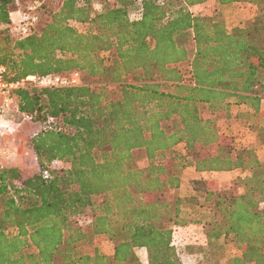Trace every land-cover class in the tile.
Returning a JSON list of instances; mask_svg holds the SVG:
<instances>
[{
    "label": "trees",
    "instance_id": "trees-1",
    "mask_svg": "<svg viewBox=\"0 0 264 264\" xmlns=\"http://www.w3.org/2000/svg\"><path fill=\"white\" fill-rule=\"evenodd\" d=\"M31 1L0 0V23ZM112 1L96 12L93 0L44 3L47 19L27 36L0 29L7 77L75 70L88 77L15 93L16 114L38 125L29 145L39 169L24 175L19 165H0V264H145L136 248L145 250L147 264H189L179 257L173 228L202 223L204 202L214 211L205 253L220 238L237 250L215 264H264V160L253 146L223 143L214 117L244 106L236 120L260 129L264 19L228 30L223 20L191 11L208 0H140L142 15L131 19L138 0ZM181 143L187 154L203 152L189 160L174 151ZM136 150L146 165H136ZM188 166L239 170L243 190L222 192L199 177L189 181L191 194L169 199L165 191L180 186ZM85 211L88 230L74 219ZM99 235L112 241L111 255L97 246L80 250Z\"/></svg>",
    "mask_w": 264,
    "mask_h": 264
},
{
    "label": "rangeland",
    "instance_id": "rangeland-1",
    "mask_svg": "<svg viewBox=\"0 0 264 264\" xmlns=\"http://www.w3.org/2000/svg\"><path fill=\"white\" fill-rule=\"evenodd\" d=\"M112 0H93V10L99 11L105 7V5L111 4ZM59 3L57 0L50 3V7H57ZM191 11L195 14L209 15L217 19L224 21L228 30H232L234 27L243 26L251 21L264 19V4L253 5L244 2L220 4L216 0L200 3L190 7ZM135 9L131 10L129 17H132V13ZM49 10L45 9L42 12L41 22L47 19ZM79 31H86L88 25L86 23L73 24ZM108 52H101L100 56L105 57ZM185 64L182 65L184 68ZM88 77L84 73L80 77V82L87 81ZM237 106V105H236ZM231 106V116L227 117L224 111L217 112L215 117L216 126L220 135L221 141H233L237 145L253 146L260 159L264 160V101L261 104V117L259 120L260 129H251L241 125L235 118V113L244 109V106ZM174 121H168V125H172ZM38 125L27 120L24 117H20L16 114V108L14 107L9 111L4 119L0 123V165H19L22 167L24 175H30L36 172L38 163L36 156L29 145L30 136L36 131ZM174 151L185 153V145L183 143L174 147ZM142 151H134V160L137 166H144L147 164V160ZM203 149L195 148L193 151L187 154V158L192 160L195 158L196 153H202ZM169 155L167 151L163 157L166 159ZM168 161V160H166ZM54 166L58 165V162L53 163ZM242 175L236 172L227 171H211L201 174H196L192 169H184L182 181L178 188L166 190L165 193L169 199L174 198L176 195H187L192 193L190 179L193 177H201L206 181V184L212 188L222 192L237 193L243 190L242 184L238 181V177ZM185 207V213L188 211ZM200 209V217L202 223L193 224L188 229H175L174 241L176 242V248L180 259L185 263H193L199 259L205 257L215 264L217 259L222 260L228 256L237 253L233 243L225 238L217 240V245L209 247V250L205 253L204 247L206 243L205 238V225L214 217V211L211 209L208 203L202 205ZM75 221L85 230L89 229L90 214L85 211L74 217ZM97 246L102 252L111 255L113 251V243L103 235L96 236L92 242H83L79 248L81 251H92L93 247ZM136 256L147 264L146 252L143 248L135 249Z\"/></svg>",
    "mask_w": 264,
    "mask_h": 264
},
{
    "label": "built area",
    "instance_id": "built-area-1",
    "mask_svg": "<svg viewBox=\"0 0 264 264\" xmlns=\"http://www.w3.org/2000/svg\"><path fill=\"white\" fill-rule=\"evenodd\" d=\"M53 0H33L28 3L25 8L19 11L16 18L10 17V22L7 24L0 23V29L8 28L9 33L14 38H23L27 36L32 28L36 26L42 17L43 4L52 2ZM160 2L161 0H157ZM142 15V6L140 0L138 5L132 13L131 19H139ZM72 24H78L80 22L71 21ZM81 72L78 70L61 74V73H49L37 78L34 75H28L26 77H7V68L5 65L0 64V123L4 119V116L11 111L14 107L17 109V103L15 100V93L20 88H26L28 86H65L80 83Z\"/></svg>",
    "mask_w": 264,
    "mask_h": 264
},
{
    "label": "crops",
    "instance_id": "crops-1",
    "mask_svg": "<svg viewBox=\"0 0 264 264\" xmlns=\"http://www.w3.org/2000/svg\"><path fill=\"white\" fill-rule=\"evenodd\" d=\"M209 1H212V0H208L207 2H209ZM234 3H238V2H234ZM196 5H198V4H196ZM195 5V6H196ZM21 10V8L20 7H17L16 9H13L12 11H10V13H9V16L10 17H14V18H16L17 16H18V14H19V11ZM236 106V105H235ZM237 107V106H236ZM263 157H264V155H263ZM264 159V158H263ZM188 168H190V169H192L193 170V172L195 173V176H196V174L198 175V174H201V173H205V172H198V171H196L195 170V168H194V166H188V167H186L185 169H188ZM227 172H236L237 174H240V171L239 170H230V171H227ZM193 178H195V177H193ZM191 225H193V224H189V225H186V226H184V227H182V226H175L174 228H173V233L175 232V229H188V228H190V226ZM173 243H174V245L176 246V242L174 241V234H173Z\"/></svg>",
    "mask_w": 264,
    "mask_h": 264
}]
</instances>
